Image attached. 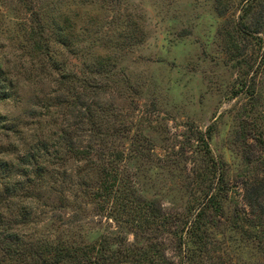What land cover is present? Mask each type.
Wrapping results in <instances>:
<instances>
[{
  "label": "rangeland",
  "instance_id": "374dc122",
  "mask_svg": "<svg viewBox=\"0 0 264 264\" xmlns=\"http://www.w3.org/2000/svg\"><path fill=\"white\" fill-rule=\"evenodd\" d=\"M56 1L71 45L51 49L52 71L26 48V10L51 0H0L3 216L22 205L33 222L22 234L103 248L106 264H264V197L254 215L243 198L264 177V0ZM62 138L85 156L61 162ZM28 155L52 177L18 176ZM218 188L221 211L190 232Z\"/></svg>",
  "mask_w": 264,
  "mask_h": 264
},
{
  "label": "trees",
  "instance_id": "16d2710c",
  "mask_svg": "<svg viewBox=\"0 0 264 264\" xmlns=\"http://www.w3.org/2000/svg\"><path fill=\"white\" fill-rule=\"evenodd\" d=\"M59 3L56 0H51V2L45 7H41L38 11L26 10V13H29V20L31 23L27 38L28 46H26L28 52L34 56L38 54L45 55L46 63L50 70L56 71L59 70V63L57 62L56 55L51 49L62 46L69 47L71 45L70 33L66 30H70L71 26L66 25L65 21H61V14L58 12ZM39 16H42L41 19ZM62 23V24H61ZM64 24V25H63ZM264 61V54H263ZM49 64H48V62ZM21 65V64H20ZM45 65V69H47ZM73 74H68L66 77H57L55 83L59 86L64 84V79L69 78L72 80ZM68 80V79H67ZM69 80V81H70ZM6 77L4 76L3 71L0 69V97L8 99L11 96L10 90L8 89L11 86V83L8 81L6 83ZM73 81V80H72ZM68 82L66 88L67 91H74L75 84ZM84 88L89 85L88 78H84L80 81ZM79 83V82H78ZM87 84V85H86ZM73 87V88H72ZM57 92V91H55ZM90 126H93L91 124ZM62 149L63 152L59 159L61 162H64V158H83L86 151L78 150L76 151L74 145L62 138ZM24 158L25 154L23 153ZM34 155H28L26 157V162L34 164L32 170H26V174H18V176L25 178L29 185H33L35 181L37 183L47 178L46 176H51V173L48 171V166L42 167L40 164L34 163ZM248 156H245V161L248 163ZM46 163L51 165L52 160H45ZM250 161V160H249ZM11 168L6 162L0 161V172L2 177L7 178V172ZM102 174H106L104 169H101ZM80 171H76L75 176L79 180L78 185L86 184L87 174L85 178L83 175H80ZM17 174V171L13 172V175ZM66 177V176H65ZM65 177L60 179V188L59 192L61 195L66 193L69 189L66 186ZM109 174L104 176V180L101 181L100 186L97 188L101 190L102 193L107 194L114 187V183H108ZM8 179V178H7ZM85 179V180H84ZM219 183L223 182V174L219 175ZM88 186V185H87ZM29 187V186H27ZM89 187V186H88ZM35 190V187H33ZM218 191L212 192L211 194L206 193L203 199L198 203L195 208L196 214L195 218L192 221L190 227V232L193 229L198 228V225L202 223L203 218L206 212L210 209H213L215 212L221 211V205L218 201ZM32 188L23 189L25 197H34ZM264 197V177L257 178L250 184H245L244 186V201L245 205L250 208V214L254 215L255 211L261 209V204ZM30 207V206H29ZM28 207V208H29ZM24 207L22 205L17 206L16 210L13 213L8 212L9 218H5L0 212V264H106L109 258H106V255L103 251V248L96 250L93 245H78L72 246L69 243H64L61 238H58L56 241L49 240H40L35 238L27 237L22 234V228L27 227L29 224L33 223L30 221V211H23ZM261 212V211H260ZM259 212V213H260ZM254 217V216H253ZM256 221L259 220V217L254 218ZM258 219V220H257ZM253 227H256L253 224ZM194 233V232H193ZM194 235V234H193ZM146 258V254L143 256ZM144 259H141L143 261Z\"/></svg>",
  "mask_w": 264,
  "mask_h": 264
}]
</instances>
